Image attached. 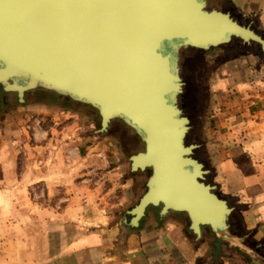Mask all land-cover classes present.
I'll use <instances>...</instances> for the list:
<instances>
[{"label": "water", "instance_id": "water-1", "mask_svg": "<svg viewBox=\"0 0 264 264\" xmlns=\"http://www.w3.org/2000/svg\"><path fill=\"white\" fill-rule=\"evenodd\" d=\"M221 2L0 0V87L13 106L82 113L95 121L96 135L120 142L136 193L126 224L138 228L151 207L161 217L184 214L197 239L206 227L215 235L214 262L228 246L242 254L232 257L264 264L248 235L232 231L231 218H241L205 180L197 138L205 65L241 48L237 40L264 57V36ZM188 49L196 51L192 63L183 58Z\"/></svg>", "mask_w": 264, "mask_h": 264}, {"label": "crops", "instance_id": "crops-1", "mask_svg": "<svg viewBox=\"0 0 264 264\" xmlns=\"http://www.w3.org/2000/svg\"><path fill=\"white\" fill-rule=\"evenodd\" d=\"M221 1L236 20L264 36V0ZM257 56L228 54L217 61L202 121L211 133L204 140L211 183L241 218H231V229L247 234V245L264 256V139L257 128L264 118V61ZM45 108H14L0 121V237L19 238L28 264H193L198 249L175 217L187 219L184 214L154 218L147 211L138 228L116 223L124 199L106 201L116 185L124 198L131 188L123 181L126 167L116 141L64 135V113ZM115 180L122 185H113ZM18 229L20 235L14 234ZM182 233L187 237L179 238ZM203 234L215 238L209 228ZM120 238L125 248L119 255L114 250ZM232 250L238 249L225 246L224 256ZM227 257L229 264H246Z\"/></svg>", "mask_w": 264, "mask_h": 264}, {"label": "rangeland", "instance_id": "rangeland-1", "mask_svg": "<svg viewBox=\"0 0 264 264\" xmlns=\"http://www.w3.org/2000/svg\"><path fill=\"white\" fill-rule=\"evenodd\" d=\"M225 9H226V7H225ZM237 43L240 46L242 45V47L241 48H231L230 47V50L228 53L229 57H235V56L239 57V56H242L244 54L254 53V54L258 55L257 57H259V58H257V60L260 62V64L262 61H264L263 55H262V57L259 56L260 48L257 45L253 44L250 47L245 48L243 43L240 40H237ZM195 53H196V51L194 49L185 50L183 52L184 60L187 61L188 63L194 62L195 61V56H194ZM208 53H209V51L206 53L204 52V54H208ZM220 63H221V61H220ZM218 64H219V62L207 64V65H205L204 69L202 70L203 71L202 73H204V74H202V77H201V85L203 86L202 87V99H203L202 118H203V114H204V108L207 105L206 100L208 97L207 96V94H208L207 87H208V83L210 81L209 76H212V71H214L215 67ZM183 75L185 77H187L189 75V70L188 69L183 70ZM1 90L2 89L0 88V103H1V101H3L6 104L4 106H2L0 104V121H2L7 115H9L11 113V111L14 110V108H21V109H22V107L26 108V109H28V108L29 109H36V108L42 109L45 107L48 108V106H45L42 104H37V105L23 104V105H14L13 106L10 104L9 98L6 101L3 100V96H5L6 94L3 92V90L2 91ZM35 94L39 95V94H43V92H35ZM14 98L17 99L16 97H14ZM182 107H183L185 113H187V109H186V106L184 105V102L182 103ZM50 108H52L50 110H52L53 113H57L58 115H60L61 112L64 113L62 115L63 116L62 122H64V124L60 123L62 127H65V125H66V127H68V131L64 135L71 136V137L73 135L77 139L91 138V139H95L96 141L99 140L98 137H100V136L95 134V130H94L95 121L92 118H89L88 116H86L82 113H79V112L62 110V109L54 108V107H50ZM84 109H85V111L90 112V109L85 108V107H84ZM262 117H264V116H262ZM203 123H204V121H202V123L200 125L197 138H198L199 145L203 147V149H202L203 155L202 154L201 155L204 156V158H205L207 153L205 152L204 140L206 138L210 140L211 139V137H210L211 133L209 131L205 130ZM260 124H261V126L257 127V128H259V134L262 135V139H264V118L260 119ZM59 133H60L59 138L62 139L63 134H61V130ZM66 139H68V138H66ZM112 139L115 140L114 138H112ZM209 140H208V142H209ZM115 141H116L115 142L116 145H114L115 151L119 154L120 158H122V161L125 164L127 159L125 161L124 153L122 150L123 149L122 145L117 140H115ZM262 146L264 149V144ZM210 177H211V174L206 177V180H208L209 182H211ZM102 181H104V180H102ZM123 181L128 182L127 184H129V186L131 187L130 191L128 192L129 195L127 194L126 197L124 198V195H125L124 192L122 193V191H118L120 187H118V185H116V187H114L115 190L113 191L111 197H109L108 200L106 201V203H108V204H111V203L112 204L113 203L118 204L120 199H124L123 203L120 205V207L122 208L123 211H121V213L118 214V216L116 217V223L123 222V220L128 221V223L130 222L131 216L127 215V213L125 214L126 211L124 209L136 199V193L132 188L134 183H135L134 180L131 178H127L126 173H125L124 177H123ZM115 184L122 185L119 180L117 182L115 180L113 182V185H115ZM108 185H112V184L108 183ZM148 212H149L150 216H153L154 218H156L160 212V208L154 209L151 207L148 210ZM107 214L112 216V215H114V212H113V210H108ZM172 216H174V215H172ZM175 217L177 218L176 220L180 219L184 222V224H185V226H184L185 231L184 232H186L188 237H191L192 241L194 240L195 245L192 246V249H194V251L198 249V252L195 255V261H193V264H214V263H216V262H214V259H213L215 238L207 235L208 234V228L206 227L205 229H203L206 231L205 235H207L208 238H205V236L203 234L201 239H197L196 236L189 229V223H188L187 219L183 215H182V217H181V215H177ZM125 225H126V223H124V226ZM5 229H6V231L14 230L13 228H10L11 229L10 230L8 227H6ZM20 232H21V230L18 229L14 232V234L20 235ZM187 236H185L184 233H182V236H180L179 238L184 239V237H187ZM12 239H14V238H12ZM12 239H10L8 236L0 237V264H28V261L25 262L26 261L25 255H24L25 253H23V252L20 253L21 249L18 248V244L20 242L19 238L17 240H15L14 242H12ZM127 239H128V237L125 240H127ZM116 248H117V250H114V251H116V253H119V255H120L122 250H124V248H125L124 245L122 246L121 238L118 241ZM189 252H191V250ZM230 253L235 254L237 256H242V254L238 250H235V251L232 250V251H229L226 254V256H224V253H222L219 261H217V262H220L221 264H223L225 262H228V264L232 263L231 262L232 259L229 260V258L227 257ZM245 258L247 260L246 264H250L249 263L250 259H248V257H245ZM233 263L234 264H238V263L241 264L240 262H238V263L233 262Z\"/></svg>", "mask_w": 264, "mask_h": 264}, {"label": "trees", "instance_id": "trees-1", "mask_svg": "<svg viewBox=\"0 0 264 264\" xmlns=\"http://www.w3.org/2000/svg\"><path fill=\"white\" fill-rule=\"evenodd\" d=\"M1 88V87H0ZM2 89V88H1ZM2 91V90H1ZM4 92V91H3ZM37 92H42V91H37ZM6 94V93H5ZM49 95H51V96H53V97H56L54 94H49ZM16 101H17V99H16ZM2 106H4L5 105V103L3 102V101H1V103H0ZM86 108V107H85ZM214 264H221L220 262H216V263H214Z\"/></svg>", "mask_w": 264, "mask_h": 264}, {"label": "flooded vegetation", "instance_id": "flooded-vegetation-1", "mask_svg": "<svg viewBox=\"0 0 264 264\" xmlns=\"http://www.w3.org/2000/svg\"><path fill=\"white\" fill-rule=\"evenodd\" d=\"M120 132H123L122 129H120Z\"/></svg>", "mask_w": 264, "mask_h": 264}, {"label": "bare ground", "instance_id": "bare-ground-1", "mask_svg": "<svg viewBox=\"0 0 264 264\" xmlns=\"http://www.w3.org/2000/svg\"><path fill=\"white\" fill-rule=\"evenodd\" d=\"M123 131V130H122ZM205 180H206V177H205Z\"/></svg>", "mask_w": 264, "mask_h": 264}]
</instances>
